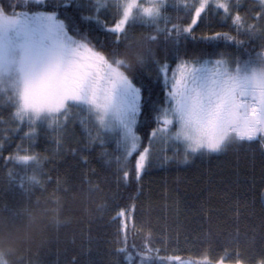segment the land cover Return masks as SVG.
Masks as SVG:
<instances>
[{
    "label": "snow or ice",
    "instance_id": "obj_1",
    "mask_svg": "<svg viewBox=\"0 0 264 264\" xmlns=\"http://www.w3.org/2000/svg\"><path fill=\"white\" fill-rule=\"evenodd\" d=\"M71 3L0 0V97L12 109L16 124L27 126L23 138L29 143L28 148L18 145L15 152L3 157L5 166H12L6 178L9 187L18 186L30 197L35 189L51 181L50 176L45 179L43 158L31 148L41 131L52 134L59 146L60 135L72 115H79L88 146L98 144L104 149L106 163L111 159L105 146L115 143L118 171L135 154L137 181L151 166L152 145L157 140L177 151L182 146L184 162L197 154L224 152L232 144L256 143L264 149V0L249 6L243 14L238 0L236 4L232 0H199L193 5L184 0H89L87 7L94 14L82 16L84 21L99 24L102 10L112 13V23L105 18L101 25L114 37L107 51L98 48L82 31L75 15L69 14ZM82 7L76 4L77 9ZM169 9L175 12V22ZM189 15L190 23L184 24L183 18ZM212 15L225 24L230 22L229 31L204 37L210 48L193 58L186 51L182 55L181 43L191 36L193 26ZM138 25L143 27L139 37L135 35ZM160 40L164 42V59L157 58L153 50ZM217 40L224 41L232 51H216L212 42ZM149 65L155 69L149 75L163 86L164 99L159 105L151 99L152 88L141 82L142 74L130 76L127 72L133 66L146 69ZM144 111L153 113L156 123L147 146L137 134ZM129 175V171H123L125 183ZM64 183L56 182L53 196L57 203L56 193L69 192ZM93 190L89 185V191ZM2 212L12 221L33 217L27 205L20 209L5 205L0 208ZM134 212L133 204L117 214V232L123 233V246L116 251L123 257V264H165V260L200 264L191 258L183 260L180 255L161 256L150 230L139 248L129 247L128 235L138 231ZM53 220L57 226L69 222L59 215ZM128 220L133 221L131 228ZM231 242L239 243L238 230ZM230 258L226 251L215 264H224ZM0 264H10L3 254ZM204 264L212 262L205 257Z\"/></svg>",
    "mask_w": 264,
    "mask_h": 264
},
{
    "label": "trees",
    "instance_id": "obj_2",
    "mask_svg": "<svg viewBox=\"0 0 264 264\" xmlns=\"http://www.w3.org/2000/svg\"><path fill=\"white\" fill-rule=\"evenodd\" d=\"M6 3L7 0H4ZM89 0H72L69 14L75 15L82 31L98 47L107 51L114 37L101 25L105 18L112 23V13L102 10L100 23L84 21L82 16L94 14L87 7ZM188 5L199 0H184ZM259 0H238L241 12L249 6H257ZM79 3L84 7L77 9ZM233 4L237 0H232ZM172 19L175 22V12ZM194 14V11H193ZM203 15V14H202ZM63 18V16L61 17ZM191 21V15L183 18V23ZM91 24V27H89ZM171 24H169V28ZM230 22L225 24L218 16L204 17L193 26L191 36L181 43V54L186 51L190 58L202 50L210 48L204 37L215 32L229 31ZM142 26H137L135 35L140 36ZM235 34V33H233ZM243 39V37H238ZM258 43V42H257ZM216 51L230 52L222 40L212 42ZM170 46V45H169ZM164 42L153 45L157 58L164 59ZM123 50V49H122ZM130 54V53H129ZM171 63V59L168 61ZM155 69L133 66L127 69L130 76L140 72L142 83L152 88L151 99L159 105L164 99L162 83L156 81ZM137 86H140L138 83ZM144 95H148L147 88ZM12 109L0 97V208L7 205L20 209L25 205L33 210V217L23 216L15 221L6 212L0 213V236H28L29 228L43 220V229L37 242L22 247L11 257L13 264H123V257L117 248L123 246V233L118 235L120 226L118 212L135 205V222L138 231L127 238L129 247L139 248L148 231L153 234L155 247L161 256L180 255L204 264V258L215 264L230 255L224 264H260L264 259V149L259 144H232L221 153H204L190 156L184 162V149L175 147L163 150L152 145L151 166L135 179V154L129 162L117 170L114 142L108 143L106 163L104 149L98 144L88 146L87 132L80 124L79 115H72L63 129L57 146L52 134L41 131L31 150L43 160V170L51 181L44 188H37L30 197L18 186L6 183L11 165L5 166L4 156L21 148H28L23 138L27 126L17 125L11 115ZM22 130H17V128ZM156 127L154 114L142 112L137 124V134L144 146ZM167 155L169 159L164 161ZM87 160V163H84ZM129 171L127 183L123 171ZM57 180L69 188L53 193ZM89 185L94 189L89 191ZM239 201V213L236 212ZM59 215L69 222L59 226L53 217ZM132 227L133 221H127ZM239 231V243L231 242ZM238 254V255H237ZM165 264H175L165 260Z\"/></svg>",
    "mask_w": 264,
    "mask_h": 264
},
{
    "label": "clouds",
    "instance_id": "obj_3",
    "mask_svg": "<svg viewBox=\"0 0 264 264\" xmlns=\"http://www.w3.org/2000/svg\"><path fill=\"white\" fill-rule=\"evenodd\" d=\"M43 229V220L32 224L29 228L28 236L8 237L0 236V254L5 255L10 264H13L11 257L15 255L22 247L31 245L38 241Z\"/></svg>",
    "mask_w": 264,
    "mask_h": 264
},
{
    "label": "rangeland",
    "instance_id": "obj_4",
    "mask_svg": "<svg viewBox=\"0 0 264 264\" xmlns=\"http://www.w3.org/2000/svg\"><path fill=\"white\" fill-rule=\"evenodd\" d=\"M157 148L159 149H163V150H166V149H169L170 147H172L171 144H164L162 142H160L159 140H157L156 142L153 143Z\"/></svg>",
    "mask_w": 264,
    "mask_h": 264
}]
</instances>
